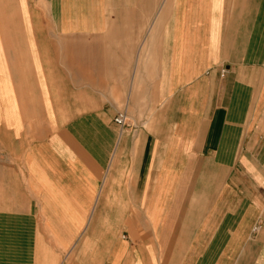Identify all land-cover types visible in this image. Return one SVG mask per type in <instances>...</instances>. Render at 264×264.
Wrapping results in <instances>:
<instances>
[{"label":"crops","instance_id":"crops-1","mask_svg":"<svg viewBox=\"0 0 264 264\" xmlns=\"http://www.w3.org/2000/svg\"><path fill=\"white\" fill-rule=\"evenodd\" d=\"M0 264H264V0H0Z\"/></svg>","mask_w":264,"mask_h":264},{"label":"built area","instance_id":"built-area-1","mask_svg":"<svg viewBox=\"0 0 264 264\" xmlns=\"http://www.w3.org/2000/svg\"><path fill=\"white\" fill-rule=\"evenodd\" d=\"M115 121L120 124V125H126L127 124V116L124 112L119 113L116 118Z\"/></svg>","mask_w":264,"mask_h":264}]
</instances>
